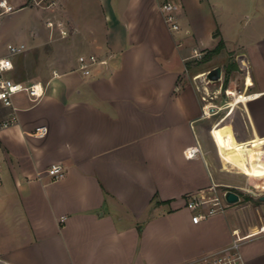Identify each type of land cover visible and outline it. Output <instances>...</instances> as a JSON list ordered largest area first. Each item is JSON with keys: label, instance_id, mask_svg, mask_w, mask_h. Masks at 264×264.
Segmentation results:
<instances>
[{"label": "crops", "instance_id": "1", "mask_svg": "<svg viewBox=\"0 0 264 264\" xmlns=\"http://www.w3.org/2000/svg\"><path fill=\"white\" fill-rule=\"evenodd\" d=\"M162 1L57 0L40 6L44 28L31 30V43L0 49L24 42L13 74L24 54L27 79L36 80L33 48L52 43L41 52L45 95L36 103L15 95L17 119L0 133V264H184L229 244L236 228L259 230L264 179L225 164L189 62L223 41L248 95L241 119L227 121L249 146L264 139V0L232 1L252 7L242 31L223 0H169L181 26L172 29ZM81 55L97 58L89 74ZM41 125L47 132L34 134ZM53 163L64 165L63 177L48 172ZM214 184L239 201L193 221L188 198ZM241 251L246 264H264V233Z\"/></svg>", "mask_w": 264, "mask_h": 264}, {"label": "built area", "instance_id": "2", "mask_svg": "<svg viewBox=\"0 0 264 264\" xmlns=\"http://www.w3.org/2000/svg\"><path fill=\"white\" fill-rule=\"evenodd\" d=\"M41 4L42 6H51L57 3V0H0V16L11 14L20 8H23L30 4ZM160 8L164 12L165 20L172 29H179L180 23L176 13V5L169 1L164 0L160 4ZM48 25L52 26L53 22L48 20ZM62 33H66L65 29L61 30ZM27 45L24 42H10L7 44V52L0 54V133L3 129L11 126L17 119L18 106L14 102V97L18 93L24 92L29 99L36 103L42 99L45 95L46 85L39 80L24 81L14 76L15 69L14 56L25 51ZM80 68L84 73L89 74L91 72L90 65L97 61L95 55L89 57L81 55L79 57ZM57 73L56 70L53 71ZM203 99L207 101L205 94L202 95ZM208 103L203 105L204 116H210L212 109L215 105H210L207 108ZM9 107L10 111L6 116H1L3 108ZM47 132V126H37L33 131L34 134L42 136ZM196 147L187 149V155L192 156L196 153ZM48 172L54 179L61 178L65 175V167L62 163H53ZM0 175H1V158H0ZM225 191L218 188L216 184L212 185L210 191H200L193 193L187 200V206L194 211L192 219L193 221H199L200 219L207 218L211 214L225 211L227 204L229 203L225 198ZM235 236L232 241L219 248L208 250L201 253L192 259L186 261L184 264H246L245 258L241 251L242 243L254 237L259 233H264V217H262V223L259 230L247 235H237L239 229H234Z\"/></svg>", "mask_w": 264, "mask_h": 264}, {"label": "rangeland", "instance_id": "3", "mask_svg": "<svg viewBox=\"0 0 264 264\" xmlns=\"http://www.w3.org/2000/svg\"><path fill=\"white\" fill-rule=\"evenodd\" d=\"M223 1L225 2L223 4H225V12L227 13V15H233L234 23L239 24L238 28L241 31L246 30L248 28V21L250 19H253L254 17L252 7L247 4L243 5L242 3L233 5V0ZM32 5L35 6L28 5L24 8L14 11L11 14L0 16V49L3 48L4 44H6L8 40L11 39L24 40L27 44H29V42L31 43V40L33 38V35H31V30L33 31L35 26H38L40 29L44 28V26L42 25V23L44 24V19L42 16V12L44 11V9L40 8V6L42 5L34 3ZM218 12H220V10ZM215 14H217V11H215ZM238 36L239 34L237 35V38ZM45 41L46 40H43L42 44L37 45L33 48L35 51V58H33L32 56L33 71L31 72H34L33 74H36V76L38 77L36 78V80L41 79L42 81H45V79L48 78L49 75L44 70L46 59L42 57L41 52L45 53L44 49H50V45L52 44L51 42ZM20 56L21 58H23L24 54H21ZM21 58V61L18 63V72L16 73V75L14 74V76L16 78L25 79V81L30 82L33 79H27V77H29V74L23 68V60ZM217 65H221L223 69L221 79L209 80L206 74L207 71ZM189 69L191 73L193 72L192 70L199 71L198 74H196V81L200 85L202 94H205L207 97V101H204H211L210 103L212 105H215L213 106L215 108L212 109L211 115L207 117L205 116V119H208L206 125L208 128H211L214 122L221 118L227 111L228 103L234 96V89L236 88L238 90V88L242 85L243 73L241 72L243 70L238 69L237 61L234 59L232 51L227 49L223 42L216 50L214 48H205L204 52H202V54L198 56V58H193L192 60H190ZM234 85H236L235 88H233ZM204 86L207 87V90L204 89ZM238 92L240 91L238 90ZM240 105L241 102H239L238 106L234 109V112L231 114V116L228 117L227 120L241 119L242 109L240 108ZM221 106H224V108H221ZM231 169L232 171H236L234 172L235 174H240L243 178L247 179L249 177V175L245 174L241 170H238V168Z\"/></svg>", "mask_w": 264, "mask_h": 264}, {"label": "bare ground", "instance_id": "4", "mask_svg": "<svg viewBox=\"0 0 264 264\" xmlns=\"http://www.w3.org/2000/svg\"><path fill=\"white\" fill-rule=\"evenodd\" d=\"M233 88H235V85ZM204 89L207 90V87L204 86ZM234 90V96L228 103L227 111L221 118L214 122L211 133L226 165L238 167L242 169L241 171L253 178L260 175L264 179V139L257 137L254 143L249 146L245 144V141H241L236 137L232 124L227 121L239 102L246 101L248 98L247 94L238 93L236 88ZM210 102H207V108L212 105ZM221 108H224V106H221ZM251 151L255 154L256 161L258 162L257 166L254 165Z\"/></svg>", "mask_w": 264, "mask_h": 264}, {"label": "water", "instance_id": "5", "mask_svg": "<svg viewBox=\"0 0 264 264\" xmlns=\"http://www.w3.org/2000/svg\"><path fill=\"white\" fill-rule=\"evenodd\" d=\"M222 72H223L222 66L217 65L214 68L209 69L206 74L209 80H220L222 77ZM225 198L229 203H235L239 201L240 195L234 189L229 188L226 189L225 191ZM259 198L264 200V193L259 194Z\"/></svg>", "mask_w": 264, "mask_h": 264}, {"label": "trees", "instance_id": "6", "mask_svg": "<svg viewBox=\"0 0 264 264\" xmlns=\"http://www.w3.org/2000/svg\"><path fill=\"white\" fill-rule=\"evenodd\" d=\"M222 40L219 41L218 45L214 48L215 50L219 48V45L222 44ZM224 86H225V83H224Z\"/></svg>", "mask_w": 264, "mask_h": 264}]
</instances>
